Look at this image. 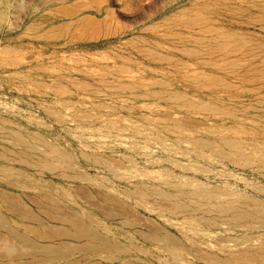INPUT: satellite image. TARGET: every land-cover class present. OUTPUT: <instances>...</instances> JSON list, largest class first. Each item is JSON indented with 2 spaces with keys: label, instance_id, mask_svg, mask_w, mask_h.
<instances>
[{
  "label": "rangeland",
  "instance_id": "1",
  "mask_svg": "<svg viewBox=\"0 0 264 264\" xmlns=\"http://www.w3.org/2000/svg\"><path fill=\"white\" fill-rule=\"evenodd\" d=\"M221 1L225 5L222 11L207 10L208 4ZM261 3L264 0H0V54L9 48L18 51L3 58L19 63L5 68L0 64V135L9 128L29 141L31 135L42 138L71 156L77 171L92 177L66 180L50 172L41 177L35 169L16 160L0 158V164L16 175L11 180H0V191L11 199L23 200L29 209L37 198L44 203L43 195L49 193L127 252L96 257L74 252L69 257L71 264H213L200 252L213 254L218 259L214 264H233L226 260L227 254L244 241L247 233L228 227L216 231L198 229L197 233L184 218H164L166 203L152 196L146 199L136 189L141 186L179 197L176 186L190 183L208 190L220 189L233 194L236 200L264 203V165L252 160L240 166L197 146L199 140L209 141L233 152L220 140L223 137L264 161V156L256 153V145L264 143V23L255 21L264 15ZM63 4L79 11L66 15L58 11ZM4 10L6 16L1 18ZM183 16L203 17L215 29L241 35L250 46L234 56H192L188 52L201 50L195 41L201 26L177 20ZM85 17L95 19L97 27L100 24L99 33L93 34L92 29L85 34L79 31L78 24ZM66 24L71 30L65 36L44 38L45 32ZM144 51L156 52V58H149ZM3 58L0 55V63ZM194 70L228 81L229 88H205L188 81L185 72ZM138 80L149 86L138 85ZM37 82L46 88H40ZM57 83L63 92L57 90ZM86 85L91 89L87 90ZM170 95L183 96L200 106L190 111L181 102L168 101ZM51 112L63 119H56ZM81 115L89 120H81ZM107 125L113 127V136L93 132L107 129ZM2 147L11 148L12 144L0 139V151ZM196 150L205 159L197 158ZM88 155L113 159L121 168L116 173L108 171L89 162ZM46 157L51 159L48 154ZM181 198L190 206L195 203ZM122 209H128L130 214L107 217V212L121 214ZM5 214L11 223L17 220L6 211ZM134 214L139 215L135 218ZM143 219L146 222L140 221ZM150 223L176 236L181 245L170 247L164 242L146 241L145 232L155 235ZM261 232L264 234V225ZM8 240L6 231L0 228V256L9 258L23 248L12 240L11 246ZM220 243L229 249L220 250ZM43 263L37 260L24 264Z\"/></svg>",
  "mask_w": 264,
  "mask_h": 264
},
{
  "label": "bare ground",
  "instance_id": "2",
  "mask_svg": "<svg viewBox=\"0 0 264 264\" xmlns=\"http://www.w3.org/2000/svg\"><path fill=\"white\" fill-rule=\"evenodd\" d=\"M63 2H64V0H63ZM261 4H263V3H261ZM206 7H209V8H207V10H209L210 13H211V11H213V13H217V12H220L223 9H225V5L222 1L218 2L216 4H213V5L208 4ZM58 11L70 16L71 14L74 15L79 10L77 9V7H70L68 5L63 4L62 6L59 7ZM80 11H82V10L80 9ZM5 16H6V11L4 10V12L1 14V18H4ZM179 18L180 19H177V20L181 21L185 24H195V25L201 26L200 37L196 38V40H195V41H197L198 45H200L201 50H198V51L197 50L196 51L191 50L190 52H188L192 56H196V55L198 56L200 54H206V55L224 54L225 56H234V54L238 53V51L246 49L250 46V44H248L247 40L244 37H242L241 35L233 34V33H230L228 31H224V30L215 29L212 26H210L208 24L209 23L208 20L203 18V17H201L202 19H200V18L199 19L198 18H188L186 16H183V19L181 17H179ZM255 21H259V22L264 23V15L261 14L260 16L256 17ZM97 23L98 22L95 19H93L91 17H85V18L81 19L79 24H78L79 31L82 32L83 34H85V31L92 29L91 31L94 34L97 31V29L100 28V24L97 27ZM70 30H71L70 25H67V24L61 25V26L55 27V28L45 32L44 38H46V39L57 38V37L61 38V37L65 36ZM98 30H100V29H98ZM167 36L171 37V35H167ZM178 36H176V37H178ZM181 37H179V38H181ZM187 37H189V36L187 35ZM171 38H175V36L173 35V37H171ZM172 50L174 51V49H172ZM179 51H181V50H179ZM14 52H18V51H14L10 48L4 49L0 55L3 58L5 56H10ZM143 53L145 55H147L149 58H156V54H155L156 52L151 53V52L144 51ZM189 54H186V55H189ZM157 58H159V60H160L161 57L157 56ZM224 59H225V57H224ZM200 62H201V60H200ZM215 63L217 64V62H215ZM0 64H1V67H4V68L11 66V65H19V63H15V61L11 60L10 58H8V59L3 58ZM219 65H217V66L219 67ZM184 68H186V67H184ZM83 69H85V68H83ZM42 70H44V69H42ZM42 70H40V71H42ZM46 71H48V70H46ZM46 71H44V72H46ZM89 76H90V74H89ZM185 78L188 81L195 82L198 84V86L202 85L205 88L206 87H210V88L215 87L216 88L217 86H219L225 90H226V88H229V84H228L229 82L228 81H227L228 82L227 83L225 80H223L217 76L210 75V73L208 74V73L202 72V71H196V70L186 71L185 72ZM184 81H185V79H184ZM56 82H59V80H57ZM136 83L140 86H143V85L149 86L147 83H144L140 80L136 81ZM35 84H36V82H35ZM163 84H165V83H163ZM163 84L161 83L160 85H163ZM155 85H157V84H155ZM38 86L40 88H46L45 85L41 84V83H38ZM86 86H87V90L91 89V87L89 85H86ZM168 86H169V84H168ZM80 87H81V85H80ZM82 87H84V86H82ZM56 88L58 91L63 92V87L60 85V83H57ZM127 88L130 89V86H128ZM54 92H55V90H54ZM40 94H42V93H40ZM163 94L164 93H162L161 95H163ZM166 94H165V96H166ZM161 95H158V96L161 97ZM42 96H48V95L42 94ZM184 97H185V95H184ZM167 100L170 102H181V104L186 105L188 107V109H190V111L192 109L193 110L196 109L198 106L197 104L192 103L193 100L191 102H188V98L185 99V98H183V96L181 97L179 95H170ZM204 106L205 105H203V107ZM203 107H201V108H203ZM203 109H205V108H203ZM218 111H220V110L218 109ZM50 114H51V116L55 117L56 119H61V120L63 119V116H61L59 114H55L53 112H51ZM79 118L83 121H86V122L89 120V117H87L85 115H81ZM141 119H143V118H141ZM186 120H187V118H186ZM175 121H177V119H175ZM187 121H189V119ZM100 122H101V120H100ZM180 122H182V121L180 120ZM126 123L129 125L128 122H125V124ZM122 124H124V122H122ZM106 127H107V129L103 128V130H102V128L93 129V132L99 133L100 135L113 136L114 135V132L112 131L113 127L111 125H107ZM212 127H214V126H212ZM174 130H175V128H174ZM216 132H218V130ZM30 137H31V141L27 140L22 134H20L18 132H15L9 128L5 129L3 131V133L0 135V139L2 141L8 140L9 143L12 144V147L7 148V149L2 147V150L0 151V158H2V160H3V158L5 160H12V161L16 160L22 166L31 167V168L35 169L37 174L40 175L41 177H43V175L46 172H50V173L57 174L58 176L66 179V180H88V179L92 178L91 176H90L91 178H88L89 176L87 177L85 174L77 171L75 164H74V160L72 159V157L69 156L63 150H61L60 148H58L57 146H55L54 144L47 142V141H45L39 137H35L32 135ZM220 140L224 143L225 146L229 147V149L232 150L233 152L226 151L222 145L215 143V142L199 140L197 146L199 149L204 150L207 153L209 152L211 155L218 156V157H220L226 161L236 163L240 166L246 165V163L248 164V162L251 163L252 160H257L259 162L258 165H261V166L264 165V161L263 162L261 161V156L256 157L255 155H253L249 152H245L243 150V148L237 146V144L229 142L228 140L224 139L223 137H221ZM243 146H244V144H243ZM253 146H255V145H253ZM38 148H40V149L38 150ZM256 153L264 156V143H261V144L259 143L256 145ZM47 154L51 157V159H48L46 157ZM195 156L197 158L204 157L203 154L199 150H196ZM108 158L110 159V157H108ZM86 159L89 162H93V163L99 165V167L104 168L108 171H114L115 172V171H118L119 168H121L115 161H113V159H112V161H113L112 162V161H109V160L102 158L98 155H88ZM204 159H205V157H204ZM124 173H126V172H124ZM20 175H22V174H20ZM22 176H25V175L23 174ZM14 178H16L14 171L6 165L0 164V180L6 181L7 179L11 180ZM9 184H11V183H9ZM49 184H50V182H49ZM12 185H13V183H12ZM84 186H86V185H84ZM176 187H177L176 191L179 194V197L177 195L169 194L166 192L145 189V188H142L141 186L137 187L136 192L146 199H149L152 196L153 198H158V199L163 200L166 203V204L165 203L164 204L167 205V207H168L167 212L163 213L164 218H166V219L168 218V220H170V221H173L174 219L176 220V218H184L185 222H187L190 225V228L195 230L197 233H198V229H200L199 231H201V230L202 231L203 230L204 231L205 230H215L216 231V230H220L222 227H228V230H233V231H236V230L244 231L245 233H247L246 238L244 239V241H241L242 243H239V244L237 243L235 245L234 249L232 248L233 252L227 254L228 259H226V260L228 262H233V264H264V234H263V232H261V229L263 228V225H264V203L262 201H259V200L258 201L257 200L248 201L246 199L245 200L244 199L243 200H240V199L236 200V199H234L233 194L225 193V191H222L220 189H209L208 190L207 188L205 189L204 187H202L200 185H198L197 187H194V185L193 184L191 185L190 183H187L185 186L181 185V186H176ZM22 188H24V187H22ZM8 193H9V191H8ZM106 193L107 192H105V194ZM9 194H12V193L10 192ZM37 194H39V193H37ZM131 195H136V193H132ZM84 196H87V195H84ZM89 196H91V194ZM93 196H94V194H93ZM182 196L186 197L190 200H195L194 205L190 206V205L186 204L184 202L185 200H183L181 198ZM18 198H19V196H18ZM92 198H93V200L95 199L94 197H92ZM38 199L39 198H37V200ZM37 200H33L31 202V205L33 207H35V209L33 207L31 209H29L25 206L26 204L23 203V200L11 199L8 196H6L5 193L0 191V228L2 230L4 229L6 231L8 239H11L12 242L15 241L18 245H20L23 248V250L17 249L15 255L12 257H9V258L5 257L6 255L0 256V264H24L27 261H29L31 263V262H35L37 260L38 261L43 260L44 261L43 264H51L53 262H62L63 264H71L73 262L71 261V263H70L69 257L74 252L75 253L76 252H82V253H84L86 255H90L92 257H96V256L101 255L103 253H112V254H114V253H127L122 245L120 246V244L118 245L117 243L113 242L114 240L111 241V240L107 239L108 237L107 238L103 237L99 233V231H97L94 228H91L88 224H86L85 221L83 222V219L79 215L77 216L74 213L72 214L70 210L68 211L66 209V207H64L65 203L63 205V202L62 203L59 202L60 199H59V201H57L53 195H50L49 193H47V194L43 195L44 203L42 201H37ZM106 201H108V200H106ZM218 201H225V204L217 203ZM115 202H117V201H115ZM115 202H112V203H115ZM159 202H161V201H159ZM100 205H101V203H100ZM107 206H109V205H107ZM121 206H119V207H121ZM126 207H128V206H126ZM71 209H73V208H71ZM115 209H118V208H115ZM108 210H109V208H108ZM5 211H6L8 216L16 217L17 220H14V223H11L6 216ZM73 211H74V209H73ZM74 212H76V211H74ZM117 213L114 214V213H111V211H110V212H107L106 214L108 215L107 217L110 216V217H114V218H115V215L124 217V216L130 214L128 209H122L121 214L120 213L117 214ZM136 215H139V214H136ZM136 215H135V218L137 217ZM137 219H139V218H137ZM144 219L140 220V221L146 222ZM92 220L96 221V220H94V218H92ZM42 221H44L45 223H43ZM170 221H168V222H170ZM96 222H98V221H96ZM119 222H120V220H119ZM46 223H48V224H46ZM49 223H56L58 225H51ZM126 223L129 225L131 224L130 222H126ZM98 224H100V222ZM143 225L144 224H142V226ZM150 225H151V223H150ZM151 227H152L151 232L153 234L155 233V235L149 234V233L145 232L144 230H142L145 233H147V234H145L143 232L144 233L143 237L146 241L164 242L165 244H167L170 247L171 246L179 247L181 245L180 242H182V241L177 240L176 239L177 237L175 235L174 236L176 238L171 236L173 234L170 235V234L164 233L163 231H161L162 229L160 230V228H157L158 226L154 227L153 225H151ZM140 235H142V234L140 233ZM6 239H7V237H6ZM10 241L8 240V242H10ZM221 241H223V240H221ZM16 243H14V244H16ZM9 244L12 246L11 242ZM221 244L222 243H220V245ZM14 246H16V245H14ZM139 248H141V247H139ZM220 248H221L220 250L229 249V247L225 246L224 244L221 245ZM167 249H165V250H167ZM169 251H171V250H169ZM175 253H177V252H175ZM0 254H1V252H0ZM199 255L202 258H204L205 260H207L209 263L214 264V263L218 262V259L213 254H207V253L200 252ZM198 260H199V258H198ZM202 261H204V260H202ZM134 262H135V260H134ZM221 262H223V260H221ZM135 264H136V262H135Z\"/></svg>",
  "mask_w": 264,
  "mask_h": 264
}]
</instances>
